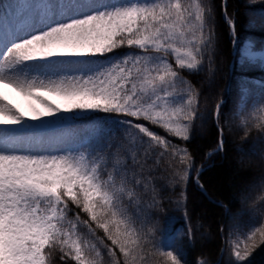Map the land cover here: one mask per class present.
I'll return each instance as SVG.
<instances>
[{"label": "snow or ice", "instance_id": "obj_1", "mask_svg": "<svg viewBox=\"0 0 264 264\" xmlns=\"http://www.w3.org/2000/svg\"><path fill=\"white\" fill-rule=\"evenodd\" d=\"M222 9L234 47L243 44L236 115L246 123L249 102L250 116L264 113V81L248 78L264 73V47L241 42L227 0ZM217 44L209 0H0V264H54L57 253L65 264H188L177 237L154 244L137 213L162 165L173 184L192 179L195 157L176 141L193 139L199 92L181 74L203 71L206 56L211 72ZM221 104L211 113L217 152ZM91 113L114 117L122 135L104 143L103 132L73 130ZM249 227L229 233L227 264H252L264 245V223Z\"/></svg>", "mask_w": 264, "mask_h": 264}, {"label": "trees", "instance_id": "obj_2", "mask_svg": "<svg viewBox=\"0 0 264 264\" xmlns=\"http://www.w3.org/2000/svg\"><path fill=\"white\" fill-rule=\"evenodd\" d=\"M209 2L215 10L218 38L211 54L212 71H209L206 56L203 71L181 74L199 92L201 118L195 121L193 139L187 144L176 141L195 157L192 179L183 186L173 184L170 182L171 170L166 164L162 165L154 172L149 191L142 196L139 212L136 206L129 205V211L137 213L144 222L145 230L149 227L154 229V244L159 245L169 235H175L188 264H198L200 260L205 264H227L230 258L226 243L229 233H245L250 230L249 226L259 227L264 207L261 199L264 197V127L254 126L257 122L264 125V120H258V116L264 113L245 115L246 123L235 116L239 101L237 85L242 75L237 48L241 44L233 49L223 20L224 0ZM227 11L235 16L241 42L248 39L255 42L256 48L264 47V32L247 30L250 19L255 20L257 28L264 23V0H227ZM127 51L129 49H118L115 54ZM248 78L253 83L264 81V73L253 71ZM218 102H222L219 126L223 128V150L212 152L220 140L218 126L211 115ZM112 119L114 117L109 114L94 113L74 130H81L93 138H99L103 132L106 136L103 142L107 143L123 133V129L117 130V126L112 124ZM109 130L110 136L107 135ZM209 152L212 154L207 156ZM242 156L248 163L241 160ZM196 169H201L198 184L193 181L198 175ZM153 186L157 193L156 205L152 204ZM189 228L193 229L191 240L187 238ZM54 264H65L58 253L54 256ZM252 264H264V260L254 259Z\"/></svg>", "mask_w": 264, "mask_h": 264}, {"label": "rangeland", "instance_id": "obj_3", "mask_svg": "<svg viewBox=\"0 0 264 264\" xmlns=\"http://www.w3.org/2000/svg\"><path fill=\"white\" fill-rule=\"evenodd\" d=\"M243 41H250V40H248V39H245V40H243ZM242 41V42H243ZM240 47H243V44L241 43V45H240ZM234 48H236V46L234 47ZM262 48V47H261ZM257 49H260V48H257ZM237 60H239V53H238V51H237ZM14 102H16L21 108H22V110H27V102L25 101V100H23V98H20V97H14ZM240 103V100L237 102V105ZM237 109V108H236ZM250 109H251V102H249V105H248V107L245 109V112H244V116L245 115H249V111H250ZM92 114H94V113H91V114H89V116H91ZM259 114V113H258ZM235 116H236V118H241L240 116H238V115H236V112H235ZM81 121H83V122H85V118H82V119H78V120H76L75 122H73V130L76 128V127H78V125H79V123L81 122ZM219 143V142H218ZM217 147H218V144H217ZM242 161H244V163H248V160L244 157V156H242V159H241ZM241 161V162H242ZM193 181H194V179H193ZM261 219H262V223H264V207H263V209H262V211H261ZM247 232H245V234H246ZM234 236L235 235H239L237 232H235L234 234H233ZM227 248H228V250H229V252H231V248L229 247V245H227ZM249 259L251 260V261H253L254 259H256V260H261V261H263L264 260V245H260L258 248H256L255 250H254V252L252 253V255L249 257Z\"/></svg>", "mask_w": 264, "mask_h": 264}, {"label": "water", "instance_id": "obj_4", "mask_svg": "<svg viewBox=\"0 0 264 264\" xmlns=\"http://www.w3.org/2000/svg\"><path fill=\"white\" fill-rule=\"evenodd\" d=\"M199 171H200V169H199ZM201 191H203L202 188H201Z\"/></svg>", "mask_w": 264, "mask_h": 264}]
</instances>
